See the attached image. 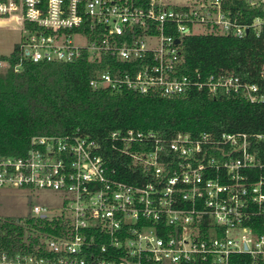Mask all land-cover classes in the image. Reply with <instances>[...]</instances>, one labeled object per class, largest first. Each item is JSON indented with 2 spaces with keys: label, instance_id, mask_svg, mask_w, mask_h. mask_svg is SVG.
Wrapping results in <instances>:
<instances>
[{
  "label": "built area",
  "instance_id": "1",
  "mask_svg": "<svg viewBox=\"0 0 264 264\" xmlns=\"http://www.w3.org/2000/svg\"><path fill=\"white\" fill-rule=\"evenodd\" d=\"M187 1L0 0V18L24 31V59L73 62L88 56L126 64L97 71L89 82L93 89L151 96L198 89L212 97L222 92L264 101L258 84L233 72H180L184 37H244L250 27L259 32L264 17L242 23L222 0ZM249 2L264 9V0ZM153 136L131 129L111 134L133 158L125 173L111 168L87 134L34 136L25 156L0 155V188L64 194L58 212L34 205L29 217L53 230L27 232L11 247H0V264H264V134L193 138L179 132L169 143L172 157L157 139L152 151L129 149ZM126 173L133 181L121 178Z\"/></svg>",
  "mask_w": 264,
  "mask_h": 264
},
{
  "label": "trees",
  "instance_id": "2",
  "mask_svg": "<svg viewBox=\"0 0 264 264\" xmlns=\"http://www.w3.org/2000/svg\"><path fill=\"white\" fill-rule=\"evenodd\" d=\"M222 2L242 23L264 17L263 7L253 6L249 0ZM181 56V74L197 69L205 75L230 71L243 81L258 84L264 94V25L259 32L250 27L244 37L188 35L182 40ZM0 61L8 62L0 68V155L25 156L34 136L87 134L98 142L111 168L125 173L133 158L120 150L123 143L111 137L114 131L152 133V140L134 143L129 149L152 151L157 139L168 157L175 155L169 143L179 132L193 138L202 133L264 134V101L250 102L222 92L212 97L207 90L198 89L182 96L93 89L90 79L107 64L125 67L116 59L95 61L84 56L73 62H33L22 58L17 43L9 55H0ZM121 178L134 179L128 173ZM56 223L57 229L61 228L60 221ZM40 228L53 230L48 224L41 227L33 218H28L26 225L0 218V247H11L27 232Z\"/></svg>",
  "mask_w": 264,
  "mask_h": 264
},
{
  "label": "rangeland",
  "instance_id": "3",
  "mask_svg": "<svg viewBox=\"0 0 264 264\" xmlns=\"http://www.w3.org/2000/svg\"><path fill=\"white\" fill-rule=\"evenodd\" d=\"M171 5H182L187 0H163ZM0 25V55H9L24 35V31L9 20ZM195 30L203 31L202 27ZM1 66L0 68H5ZM64 194L46 188H0V218L21 220L34 216L33 206L44 205L50 210L59 211L64 205ZM28 234V233H26Z\"/></svg>",
  "mask_w": 264,
  "mask_h": 264
},
{
  "label": "crops",
  "instance_id": "4",
  "mask_svg": "<svg viewBox=\"0 0 264 264\" xmlns=\"http://www.w3.org/2000/svg\"><path fill=\"white\" fill-rule=\"evenodd\" d=\"M4 20H7L8 21V19H6V18H0V25H2L5 21ZM11 22V21H10ZM13 24V23H12ZM14 25V24H13Z\"/></svg>",
  "mask_w": 264,
  "mask_h": 264
},
{
  "label": "water",
  "instance_id": "5",
  "mask_svg": "<svg viewBox=\"0 0 264 264\" xmlns=\"http://www.w3.org/2000/svg\"><path fill=\"white\" fill-rule=\"evenodd\" d=\"M176 42H180V40H179V39H177V40H176Z\"/></svg>",
  "mask_w": 264,
  "mask_h": 264
}]
</instances>
